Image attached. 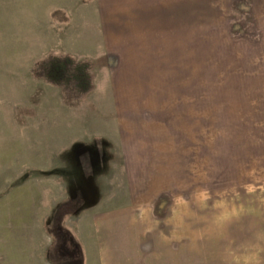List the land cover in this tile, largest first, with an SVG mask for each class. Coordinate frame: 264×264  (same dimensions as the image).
<instances>
[{
    "label": "rangeland",
    "instance_id": "rangeland-1",
    "mask_svg": "<svg viewBox=\"0 0 264 264\" xmlns=\"http://www.w3.org/2000/svg\"><path fill=\"white\" fill-rule=\"evenodd\" d=\"M110 234L264 264V0H0V264Z\"/></svg>",
    "mask_w": 264,
    "mask_h": 264
},
{
    "label": "crops",
    "instance_id": "crops-1",
    "mask_svg": "<svg viewBox=\"0 0 264 264\" xmlns=\"http://www.w3.org/2000/svg\"><path fill=\"white\" fill-rule=\"evenodd\" d=\"M129 237L128 234H114V239L113 235L110 234L108 239H112L113 241L116 240L114 243V247H108L109 251H106L105 257H108L107 259L105 258V264H149L147 254L144 252H141L139 248L137 247L133 248L131 252L125 249V242L126 239ZM130 239H134V241L138 242L139 237L138 236H131ZM110 245V244H109ZM167 251H169L167 249ZM167 253H170L167 252ZM103 254H101L102 256ZM117 256V258L113 259V256ZM172 263L173 260L171 259ZM170 261V262H171Z\"/></svg>",
    "mask_w": 264,
    "mask_h": 264
},
{
    "label": "trees",
    "instance_id": "trees-1",
    "mask_svg": "<svg viewBox=\"0 0 264 264\" xmlns=\"http://www.w3.org/2000/svg\"><path fill=\"white\" fill-rule=\"evenodd\" d=\"M55 70H57V69H55ZM54 73H55L57 76H61V75H60V72L53 71L52 74H54ZM58 231H60L61 233H64V232L67 233V231H66V230H63V229H59ZM60 232H58V233H59V237H61ZM64 235H67V234H64ZM63 237H65V236H63Z\"/></svg>",
    "mask_w": 264,
    "mask_h": 264
}]
</instances>
